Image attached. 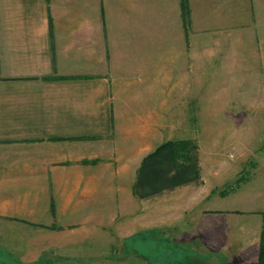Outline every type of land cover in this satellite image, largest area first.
<instances>
[{"label":"crops","instance_id":"1","mask_svg":"<svg viewBox=\"0 0 264 264\" xmlns=\"http://www.w3.org/2000/svg\"><path fill=\"white\" fill-rule=\"evenodd\" d=\"M171 1L0 0V235L5 244H45L54 230L58 236L60 229L83 232L115 222L96 214L93 206L104 178L111 180L110 141L120 127L115 95H147L136 93L137 75L147 68L144 79L150 83L152 67L158 66L159 39L163 44L174 41ZM189 1L190 17L185 23L181 16L177 30L183 45L189 43V18L200 12L216 22L211 27L221 34H232L237 44L230 48L238 45L242 52H262L264 57V0ZM144 58L151 61L147 67ZM261 81L264 95V74ZM251 176L243 179L242 192L253 194L252 201L231 211L251 212L253 222L222 217L211 227L215 236L199 229L198 237L186 231L178 239L194 250L214 245L221 251L227 245L228 253L215 254L214 264H256L264 179H257V171ZM90 232V240L105 238L95 239V231ZM152 232L145 226L127 240L141 251L139 264H206L187 258L182 240L156 238ZM146 241L149 254L142 253ZM104 242L110 247L111 241ZM175 248H182L177 255ZM206 252L197 259L207 258Z\"/></svg>","mask_w":264,"mask_h":264},{"label":"rangeland","instance_id":"2","mask_svg":"<svg viewBox=\"0 0 264 264\" xmlns=\"http://www.w3.org/2000/svg\"><path fill=\"white\" fill-rule=\"evenodd\" d=\"M171 2L169 16L173 17L174 41L163 44L159 39L158 66L152 67L150 83L146 84L144 75L145 66L151 61L144 58L145 69L137 75L136 93L147 95H115L116 120L120 127L110 141L112 163L108 177L111 180L104 178L98 190L101 195L93 199L95 213L106 214L115 222L110 228H83V232L75 229L80 234L66 228L59 230L64 234L56 236L54 230L45 244L23 248V245L5 244L6 238L0 235V264H139L143 257L141 251L127 240L145 226L153 231V237L171 236V241L178 242L186 231L192 236L200 229L206 235L215 236L211 227L215 219L222 217L253 222V213L231 210L245 209L247 201H252L248 199L253 194L242 192L246 189L243 179L256 171L257 179H264V116L261 114L264 95L260 94L263 53L242 52L237 49L238 45L230 48L231 44H237L232 34H221L219 29L211 27L216 22H209L206 14L200 15V12H196L195 18H189L192 27L189 43L183 45L177 30L181 16L187 23L192 3L189 0ZM254 59L261 68L254 67ZM175 140H185L191 145L192 159L178 161L183 164V173L170 162V170L147 174L151 168L145 166L146 159L152 153L155 157L168 141ZM144 175H151L152 180H157L153 184L163 187L149 191L151 185L142 181ZM252 182H255L254 176ZM249 186L250 191L252 184ZM263 213H260L262 219ZM90 231H95V239L105 238L90 240ZM262 231L263 225L260 239ZM105 240L111 241L110 247ZM182 242L179 246L189 252L186 257H192L196 263L214 264L215 254L223 257L228 253L227 245L221 251L214 245H207L205 250L198 245L194 250L188 246L190 242ZM143 246L142 253L149 254L145 249L150 243L146 241ZM180 249L175 248L173 255ZM204 251H208V257L198 260ZM103 252H109V257L103 259Z\"/></svg>","mask_w":264,"mask_h":264},{"label":"trees","instance_id":"3","mask_svg":"<svg viewBox=\"0 0 264 264\" xmlns=\"http://www.w3.org/2000/svg\"><path fill=\"white\" fill-rule=\"evenodd\" d=\"M164 146L162 147V151L157 152V155L155 157H153L155 153H152V155L146 159L147 160L146 162L148 163L145 164V166L147 167V165H149L151 168V171L148 170L147 174L150 173L151 175H154V174L159 173L160 170L162 169L170 170L169 169L170 162H172L173 166H176L179 169H182L180 171V173L182 174L184 167H183V164L180 162L178 163V161H180L181 159H185V158L187 159V161H190L192 159L189 156L190 155L189 148L191 145L185 140L184 141L175 140V141H168V143H166ZM152 158H153V162L150 161L152 160ZM187 168H190V165H188ZM151 175L149 176L144 175L145 177H143L142 179L144 183L146 184L149 183L151 185L149 191L156 190L157 188L163 187V186L154 185L153 183L157 180L156 179L152 180ZM142 181L140 182L141 184L143 183ZM147 187L149 188V186ZM257 264H264V213H263V231H262V238L260 242V253H259V259H258Z\"/></svg>","mask_w":264,"mask_h":264}]
</instances>
